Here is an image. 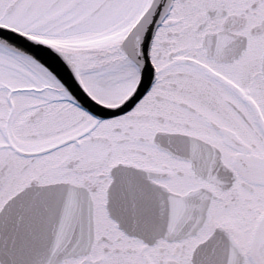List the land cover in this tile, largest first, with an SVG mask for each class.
I'll return each instance as SVG.
<instances>
[{
	"label": "snow or ice",
	"instance_id": "6c2138e0",
	"mask_svg": "<svg viewBox=\"0 0 264 264\" xmlns=\"http://www.w3.org/2000/svg\"><path fill=\"white\" fill-rule=\"evenodd\" d=\"M0 264H264V0H0Z\"/></svg>",
	"mask_w": 264,
	"mask_h": 264
}]
</instances>
